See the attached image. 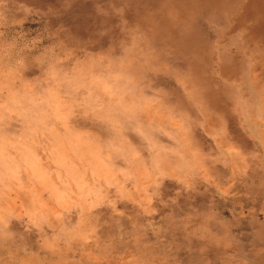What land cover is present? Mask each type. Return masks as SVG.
<instances>
[{
	"label": "rangeland",
	"instance_id": "rangeland-1",
	"mask_svg": "<svg viewBox=\"0 0 264 264\" xmlns=\"http://www.w3.org/2000/svg\"><path fill=\"white\" fill-rule=\"evenodd\" d=\"M0 264H264V0H0Z\"/></svg>",
	"mask_w": 264,
	"mask_h": 264
},
{
	"label": "bare ground",
	"instance_id": "bare-ground-1",
	"mask_svg": "<svg viewBox=\"0 0 264 264\" xmlns=\"http://www.w3.org/2000/svg\"><path fill=\"white\" fill-rule=\"evenodd\" d=\"M251 4H252V3H251ZM256 5H257V4H256ZM258 9H259V8H258ZM253 11H254V10H253ZM262 11H263V10H262ZM262 13H263V12H262ZM255 15H256V14H255ZM255 15H254V16H255ZM258 19H259V17H258ZM135 109H136V108H135ZM152 117H153V116H152ZM123 118H124V117H123ZM154 129H155V128H154Z\"/></svg>",
	"mask_w": 264,
	"mask_h": 264
}]
</instances>
